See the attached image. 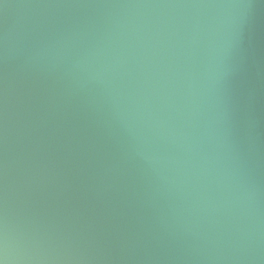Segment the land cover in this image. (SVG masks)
Returning <instances> with one entry per match:
<instances>
[{"label": "water", "instance_id": "1", "mask_svg": "<svg viewBox=\"0 0 264 264\" xmlns=\"http://www.w3.org/2000/svg\"><path fill=\"white\" fill-rule=\"evenodd\" d=\"M0 264H264V0H0Z\"/></svg>", "mask_w": 264, "mask_h": 264}]
</instances>
